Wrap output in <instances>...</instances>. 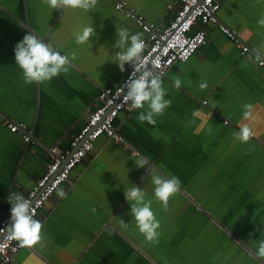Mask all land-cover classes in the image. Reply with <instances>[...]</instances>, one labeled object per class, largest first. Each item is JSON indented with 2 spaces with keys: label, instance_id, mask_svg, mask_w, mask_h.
<instances>
[{
  "label": "crops",
  "instance_id": "obj_1",
  "mask_svg": "<svg viewBox=\"0 0 264 264\" xmlns=\"http://www.w3.org/2000/svg\"><path fill=\"white\" fill-rule=\"evenodd\" d=\"M126 2L157 25H167L179 8V0ZM115 6V0H98L88 11L56 10L42 0H0V215L11 211L12 192L25 196L44 175L52 148H71L102 89L124 81L130 64L121 72L115 62L117 29L142 38L145 33ZM262 17L264 0H227L219 12L253 55L264 50ZM86 26L95 31L78 44L76 36ZM206 31L207 44L163 80L171 106L154 117V125L137 120L147 105L122 112L116 126L125 142L106 137L96 142L70 184L59 189L66 196L56 193L36 218L43 226L42 242L20 251L11 264H204L193 262V255L167 254L159 229L158 243L145 240L124 195L134 185L144 191L145 202L151 201L161 227L174 205L180 213L192 211L191 222L197 218L211 226L215 238L198 240L207 264H264L255 255L264 240V66L242 56L219 28L209 25ZM29 32L70 60L75 54L67 74L24 83L14 49ZM177 78L183 82L179 90ZM202 82L207 83L203 90ZM245 104L253 105L248 119ZM194 111L200 115L194 118ZM7 122L26 124L38 141L25 143L24 134L12 133ZM244 125L253 133L247 144L233 135ZM140 160L151 163L156 174L181 181L166 211L155 198L148 167H137Z\"/></svg>",
  "mask_w": 264,
  "mask_h": 264
},
{
  "label": "clouds",
  "instance_id": "obj_2",
  "mask_svg": "<svg viewBox=\"0 0 264 264\" xmlns=\"http://www.w3.org/2000/svg\"><path fill=\"white\" fill-rule=\"evenodd\" d=\"M259 2V0H258ZM43 4L52 9H83L88 11L95 8L98 0H42ZM258 25L264 28V17L258 20ZM95 29L91 26L83 28L82 33L77 34L76 42L84 44L92 37ZM118 39L114 47L120 49L115 53L116 63H118L121 72H124L125 65L130 64L133 71L128 80L123 84V90H127L123 100L128 104L129 110L145 109L140 111L137 120L141 123L147 121L149 124H155V116L162 115L166 108L171 106V100L165 99V89L162 87L163 73L157 71V61H152V67L149 68L147 61L142 55L144 42L142 33L129 35L127 29H117ZM16 65L23 71L24 83L31 85L42 84L58 77L61 73L67 74L71 60H75V54L61 55L50 43L38 38L35 33L29 32L14 49ZM255 61L264 64V50H255ZM182 81L177 78L174 87L179 90ZM200 89L207 88V83L202 82ZM130 102V103H128ZM243 116L248 119L252 115L253 105L245 104ZM199 111L193 112V117H198ZM211 131V130H209ZM234 138L243 144L249 143L253 135L249 126L244 125L240 130L233 134ZM137 167H148L152 183L155 186L154 194L158 202L166 211L169 207V200L180 190L181 181L176 176L165 177L156 174L154 167L146 160L136 162ZM58 197L64 198L66 193L61 189L57 192ZM126 200L131 204V216L136 221V227L145 237L148 243H158V229L161 227L152 207L151 201L145 202L144 191L133 186L124 192ZM11 204L10 226L6 229L11 238L19 243L21 248H30L42 242V223L34 219L35 210L31 206L32 202L23 195L12 192L7 198ZM127 226V225H125ZM251 235V234H250ZM255 255L258 259H264V240L258 242Z\"/></svg>",
  "mask_w": 264,
  "mask_h": 264
},
{
  "label": "built area",
  "instance_id": "obj_3",
  "mask_svg": "<svg viewBox=\"0 0 264 264\" xmlns=\"http://www.w3.org/2000/svg\"><path fill=\"white\" fill-rule=\"evenodd\" d=\"M227 0H179V8L167 25H157L146 20L136 10L129 7L126 0H115L116 10L133 20L145 33L142 38L144 50L142 55L149 68L152 61H157V71L163 73L162 81L177 63H187L201 47L207 44L206 27L215 26L235 44L242 56L255 61L252 49L247 45L242 34L222 23L219 12ZM133 71L130 65L124 81L115 87L102 89L98 96V105L88 115L84 126L72 138L71 148L61 152L57 147L51 149V161L47 164L44 175L37 179L35 186L24 197L32 202L35 210L34 219L43 210L47 202L65 185L70 184L72 172L83 164L93 153L96 142L101 137L125 142L116 126L117 118L122 112L132 113L123 100L127 90L123 84ZM130 103V102H128ZM203 104H207L206 101ZM12 133H23L25 143L35 144L28 126L24 123L7 122ZM73 151V153H71ZM11 211L0 215V264H11L15 257L25 248L19 247L18 241L7 232L10 226Z\"/></svg>",
  "mask_w": 264,
  "mask_h": 264
},
{
  "label": "rangeland",
  "instance_id": "obj_4",
  "mask_svg": "<svg viewBox=\"0 0 264 264\" xmlns=\"http://www.w3.org/2000/svg\"><path fill=\"white\" fill-rule=\"evenodd\" d=\"M171 208L174 211L166 212V218L162 216V226L164 227L159 228L161 238H165L167 243V254L193 255V262L207 264L208 259L199 253L200 249L205 250V247L198 243V240L199 238H215L211 226H206L205 222L197 220V218V222H191L194 221L193 212L180 213V205H174ZM174 215H176L175 220ZM167 262L168 260L165 261V263Z\"/></svg>",
  "mask_w": 264,
  "mask_h": 264
},
{
  "label": "water",
  "instance_id": "obj_5",
  "mask_svg": "<svg viewBox=\"0 0 264 264\" xmlns=\"http://www.w3.org/2000/svg\"><path fill=\"white\" fill-rule=\"evenodd\" d=\"M27 22H28V20H27ZM32 139H33V141H38L35 136H32ZM71 153H73V151Z\"/></svg>",
  "mask_w": 264,
  "mask_h": 264
}]
</instances>
